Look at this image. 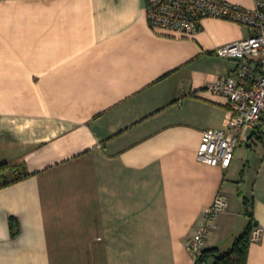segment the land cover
I'll return each mask as SVG.
<instances>
[{
	"label": "crops",
	"instance_id": "0c3cea01",
	"mask_svg": "<svg viewBox=\"0 0 264 264\" xmlns=\"http://www.w3.org/2000/svg\"><path fill=\"white\" fill-rule=\"evenodd\" d=\"M151 1L0 0V264H195L186 244L220 193L206 247L233 245L247 199L263 229L247 264H264V145L198 159L228 115L207 88L240 64L216 50L250 29L159 33Z\"/></svg>",
	"mask_w": 264,
	"mask_h": 264
},
{
	"label": "built area",
	"instance_id": "2783aa9c",
	"mask_svg": "<svg viewBox=\"0 0 264 264\" xmlns=\"http://www.w3.org/2000/svg\"><path fill=\"white\" fill-rule=\"evenodd\" d=\"M148 22L159 33L192 37L205 18L225 19L249 27L247 38L216 50L222 57L235 58L239 67L210 83L208 90L222 93L228 100L226 127L204 131L198 159L212 166H229L237 148L262 142L264 145V0L248 8L226 0H152L147 5ZM4 179L0 176V186ZM228 198L220 193L206 211L204 226L187 242L197 256L206 247L209 229L216 217L228 207ZM262 227L255 226L252 241L261 238Z\"/></svg>",
	"mask_w": 264,
	"mask_h": 264
},
{
	"label": "trees",
	"instance_id": "16d2710c",
	"mask_svg": "<svg viewBox=\"0 0 264 264\" xmlns=\"http://www.w3.org/2000/svg\"><path fill=\"white\" fill-rule=\"evenodd\" d=\"M9 166V163L0 164V169ZM26 174H18V179L22 178ZM8 181L4 179L3 185ZM247 209V215L249 216V222L245 230L235 239L232 247L226 251H222L219 247H205L201 253L197 256L195 264H247L249 248L252 242L251 235L257 222L253 217L250 205L247 199L244 200Z\"/></svg>",
	"mask_w": 264,
	"mask_h": 264
},
{
	"label": "rangeland",
	"instance_id": "374dc122",
	"mask_svg": "<svg viewBox=\"0 0 264 264\" xmlns=\"http://www.w3.org/2000/svg\"><path fill=\"white\" fill-rule=\"evenodd\" d=\"M231 247H232V246H231ZM231 247H229L228 249H230ZM228 249H227V250H228Z\"/></svg>",
	"mask_w": 264,
	"mask_h": 264
}]
</instances>
